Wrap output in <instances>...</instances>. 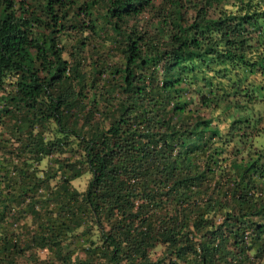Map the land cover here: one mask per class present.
I'll return each mask as SVG.
<instances>
[{
  "label": "trees",
  "instance_id": "trees-1",
  "mask_svg": "<svg viewBox=\"0 0 264 264\" xmlns=\"http://www.w3.org/2000/svg\"><path fill=\"white\" fill-rule=\"evenodd\" d=\"M0 264H264V0H0Z\"/></svg>",
  "mask_w": 264,
  "mask_h": 264
},
{
  "label": "rangeland",
  "instance_id": "rangeland-1",
  "mask_svg": "<svg viewBox=\"0 0 264 264\" xmlns=\"http://www.w3.org/2000/svg\"><path fill=\"white\" fill-rule=\"evenodd\" d=\"M86 178H87V174L84 173V174H82L81 176H79V177L75 178L74 180H72V183H73L76 187H78V188H82L83 185H84V183H85V181H86Z\"/></svg>",
  "mask_w": 264,
  "mask_h": 264
}]
</instances>
